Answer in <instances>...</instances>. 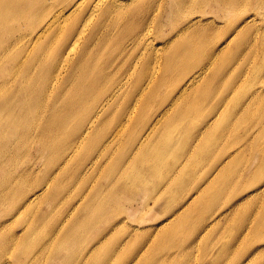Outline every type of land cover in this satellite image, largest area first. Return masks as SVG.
<instances>
[{
  "label": "bare ground",
  "instance_id": "bare-ground-1",
  "mask_svg": "<svg viewBox=\"0 0 264 264\" xmlns=\"http://www.w3.org/2000/svg\"><path fill=\"white\" fill-rule=\"evenodd\" d=\"M198 1L200 2L197 3ZM245 1L57 0L58 3L61 2L58 11L48 13L49 5L42 0H0L1 162L14 161L19 141L27 136L30 138L32 132L37 138L40 136L42 142H46L49 131L52 136L60 134L67 142L65 147L54 150L52 159L58 164L56 169H49L50 174L57 169L59 174L64 165L66 167L72 162L75 169L69 183L79 179L81 183H85L89 182L87 175L99 167L117 144L124 140V144L127 143L126 152L119 156V166H115L111 172L114 175L118 170L119 178L113 176L112 180V175H108L110 180L99 183V188H94L91 182L90 186L81 188V193L76 192L80 196L73 201L60 197L50 199L57 204L63 200L68 206V210L52 224L45 220L47 216H41L44 209L38 208V204L47 199L51 180L42 179L29 190L10 189L11 196L7 192L10 187H5L0 205L3 204L10 211L11 216L7 218L11 217L13 220L24 213L34 216L30 225L17 233L2 232L1 228L4 227L12 230L8 225L13 222L0 218V264H8L9 257L22 261L21 264H47L50 259V264H95L93 256L99 252L101 239L108 233L105 234L106 231L102 229L111 228L113 222L114 225L120 223L122 214L134 216L136 207L132 204L133 201L140 200L142 203L147 197L166 199L181 193L186 181L194 176L200 160L207 159L205 157L208 156L211 145H204L211 134L218 126L220 129L222 126L224 129L230 127L228 120L223 124L220 119L222 116H229L230 96L227 89L232 81H226L224 85L223 79L218 80L217 69L210 79L206 80V75L234 36L222 42L218 40L215 48H212L211 43L209 53L204 58L185 50L184 61H179L176 39L182 33L193 31L197 40L199 35L203 37L199 47L211 42L214 36L212 32L197 31L200 30L199 25L208 20L207 10L200 12L198 9L202 5L208 8L212 2L216 5L213 11L235 16L233 26L244 19L243 31L255 28V17H244V14L248 8L257 10L264 7V0L253 4L248 0L250 3L243 4ZM195 13L197 14L194 15ZM166 23L170 27V33L164 38V45L153 44L148 40V32L152 30V26L157 30L161 24ZM208 23L209 21L204 24L210 27ZM229 32L226 30L221 38ZM247 41L244 38L238 44L243 45ZM113 46H116V50L110 51ZM261 48L264 49V40L261 41ZM167 77L176 83L172 91L178 90L173 96L168 94L162 102H157L155 97L160 90L161 81ZM49 94L56 99L61 98V111L71 116L54 122L53 125L49 120V123L45 121L32 130L20 132L19 120L15 116L22 111L38 116L37 110L33 109L35 106L42 107L44 98ZM195 98L205 100L206 103L202 102L205 105L194 103L192 100ZM252 102L250 98L241 102L239 106L233 107L231 113L235 115L241 109L242 113L237 115L234 127L238 129L243 126L248 128L246 132L254 133L239 150L250 144L258 151V158L263 162L260 163L261 170L254 175L263 178L264 149L260 145L264 142V126L256 133L252 129ZM46 105L50 106L51 113L56 110L57 102L49 100ZM46 115L48 116L47 113L44 116ZM196 115L198 118L194 119ZM69 122L74 124L68 127ZM127 129L133 134L124 139ZM36 131L40 133L37 134ZM49 148L48 145L40 156L45 152L49 153ZM237 152H230L226 156L222 150L215 154L210 174L206 177L203 175L201 178L205 180L202 183L173 202L177 206L167 222L178 219L188 207L199 202L198 207L216 189L219 178L231 167ZM61 164L63 167H60ZM153 182L156 183L154 187ZM145 189H150L147 195L142 192ZM246 189L248 188L241 190L236 196L239 197L242 193L244 195L237 199L233 209L238 210L245 201L264 192V183L248 194H245L248 191ZM88 193L89 206L106 204L110 208L109 212H114V216L118 218L112 222L108 219L106 222H110L109 227L101 225L96 229V225L93 241L85 243L84 231L78 236H74V233L86 222L96 218L99 220L100 215H95L96 209L90 208L84 220L74 219L69 229L64 233L63 231L79 207L86 206ZM49 207L50 204L47 205ZM223 216L211 215L208 221H215ZM99 222L100 220L97 221L98 224ZM159 226H149L151 231L147 237H152V240L143 243L149 246L139 248L131 264H138L151 244H157L161 239L162 236L158 235L161 233ZM47 227L49 230L46 235L51 237H38V244L33 246L30 241L38 234V228ZM246 227L242 232H252L256 236L264 233L262 225ZM140 229L133 226V231ZM126 231L130 233L131 230L126 227ZM116 236H119L120 241L108 240L111 243L105 248V256L100 264H107L109 259L120 253L122 235L116 233ZM193 238L188 248H192L200 240L201 234L198 233ZM55 242L61 245L65 243L67 248L57 251ZM50 248L51 252L48 253ZM141 264H144L143 261Z\"/></svg>",
  "mask_w": 264,
  "mask_h": 264
},
{
  "label": "rangeland",
  "instance_id": "rangeland-1",
  "mask_svg": "<svg viewBox=\"0 0 264 264\" xmlns=\"http://www.w3.org/2000/svg\"><path fill=\"white\" fill-rule=\"evenodd\" d=\"M42 1L49 5L48 13L52 10L58 11V5L61 3H58L57 0ZM257 1L258 0H251L250 2L253 4L257 3ZM199 2L200 1L197 3ZM250 2L246 0L243 4ZM204 6L205 5H202L201 9L198 10L200 12H205L207 10L208 20L199 25L198 29L200 30L197 31V33H208V31H210L214 34L213 39L211 38V42L206 46L199 47V42L203 39L201 35H199V39L197 40L194 37L193 31L182 33L181 36L176 39L179 61L185 60V50L187 53L193 51L195 56L204 58L209 53V46L211 43L212 48H215V44L218 43V40L222 42L234 36L229 46L218 55L215 65L207 70L206 75V80L210 79L212 73L217 69L219 72L218 80L223 79L224 85L226 81H232L231 86L227 89L229 90L228 94L230 96L228 103L229 116H222L220 119L223 124L228 120L230 127L224 129L222 126L220 129V126H218L211 134V137L204 145H211L209 154L205 157L207 159L203 158L200 160L194 176L186 181L181 189V193L179 192L166 199L147 197L143 199L142 203H140V200L133 201L132 204L136 207L134 216L128 213L122 214L120 215L121 222L116 225H114L115 223L113 222L112 226H110V222L118 217L114 216V212H109L110 208L108 205L103 204L97 207L95 204L94 206H89L87 200L90 193H88L86 196V206L79 207L63 233L66 229H69L74 219L84 220L90 208L96 209L95 215H100L99 224L97 223V221H99L97 218L93 221L86 222L81 229L74 233V236H78L84 231L83 239H86L85 243H90V241H93V232L95 231L96 234V230H94L96 225V229L101 225L102 227L110 226L111 228L114 226V229H102V231H106L105 234L108 233L101 239L99 252L93 256V262L95 264L103 262L105 256L104 250L111 243L108 242V240L113 239L115 242L116 239H120L119 236H116V233L122 235L120 253L113 259H109L107 264H131L135 259L134 256L138 249L143 246H149L143 243L147 240H152V237H147L148 232L151 231L149 226L157 225H160L158 230L161 232L158 235L162 237L157 244H151L149 250L143 255L138 264H141V261H143L144 264H264V233L256 236L252 232L249 234L242 232L245 226L253 228L256 224L262 225L264 229V192L245 201L238 210L233 209L237 199H240L244 195H242V193L239 197L236 196L245 188H248L246 189L248 191H245V194H248L263 185L264 177L259 178L254 175L255 172L261 170L262 164L260 163L263 161L258 158V151L250 144L239 150L254 133L250 134V131L246 132L245 130L248 128L243 126L238 129L234 127L237 115L240 112L242 113L241 109H239V112L237 111L235 115L231 113L233 107L239 106L241 102L250 98L253 101L250 111L253 121L252 129H254L256 133L264 126V49L261 48V41L264 40V7L259 8L258 6L259 9L257 10L248 8V12L246 11L244 17L250 15L255 17L254 22L256 27L247 28L243 31L242 26L244 25V19L237 21L235 26H233L236 20L233 14L226 16L221 12L213 11L212 9L216 8L213 2L208 8L207 6L204 8ZM196 14L197 13L194 15ZM208 21L210 27L204 24ZM151 29L152 30L148 32V40L152 41L153 44L160 43L164 45V38L170 33L169 25L167 23L161 24L159 29L154 30L153 26ZM226 30L230 32L225 37L221 38ZM244 38H247L248 41L243 45H239V41L244 40ZM114 50H116V46L110 49V51ZM220 85L218 86V95H220ZM175 87L176 83L169 77L162 80L155 101L162 102L164 98H167L168 94L173 96L178 90L172 91ZM223 88L222 86V89ZM49 100L57 102L56 110L51 113L50 106L46 105ZM61 101V98L57 97L56 99L53 95L49 94L44 98L42 107H34L33 111L37 110L38 116H32L23 111L17 114L18 116H15V118L19 120V131L23 133L24 131L27 132L34 129L37 125H40L42 122L47 121L49 123V120L50 124L53 125L54 122L64 120L71 116L61 111ZM192 101L205 105L202 103L205 102V100L195 98ZM207 111L208 110L205 111V114ZM45 113H47L48 116H44ZM209 114L210 112L207 116ZM193 118L197 119L198 116L196 115V117ZM73 124L74 122H69L68 127ZM36 133L39 134L40 131H36ZM130 134L133 133H130V130L127 129L123 138H127ZM27 137L19 141L17 145V157L14 161L2 163L0 158V197L5 187H10L7 191L10 194V189L18 191L29 190L32 189L37 182H41L42 179L51 180L49 193L46 197L49 201L43 199L38 204V208L44 209L41 216H47L45 220L50 224L60 218L61 215L64 214V211L68 210V206L63 203V200H61V203L59 202V204H57L53 203L50 200L51 198H70L73 201L80 196L76 192L81 193V188L88 186L91 182V184H94V188H99V183H105V181L108 182L110 180L108 175H112V180L113 176L115 178H119L120 176L118 170L114 175L111 174V172L114 170L115 166H119L118 159L120 154L126 152L125 146L127 143L124 144L126 140L121 144H117L111 152L105 156L99 167L91 174L87 175L89 182L81 183L82 181L80 182L81 179H79L70 184L69 181L71 177H73L72 173L73 169H75L74 163L70 162L66 167L65 165L63 167V164H61L60 167H63V171L59 174V169L52 174L49 172V169H56V165L58 164L52 159L54 150L65 147L67 143L66 138L60 136V134L52 136L49 131L46 142H42L40 136L38 138L34 136L33 132L30 138ZM48 145L50 146V152H45L40 156ZM260 147L264 149V142L261 143ZM222 150L226 156L230 152L236 150L241 153L237 152L231 167L219 178L216 189L209 196H206L198 207L197 204L199 202L193 205V207H188L186 212L180 215L178 219L167 222L170 215H172V210L177 206V204L174 205L173 202L176 199L179 200L181 196L185 195V192L196 187L205 180L201 177L203 175L206 177L210 174L213 168L212 166L214 165V155ZM109 165L110 168L108 169ZM193 172L194 171H192V173ZM69 184L70 186H68ZM152 186H156V183L153 182ZM142 192L147 195L150 189H145ZM85 193H87V191H85ZM46 203L50 204L49 208H47L48 204L46 205ZM202 204L204 205L203 207L201 206ZM0 206L2 207L0 208V218L3 217L4 221L13 222L8 225L12 227V230H10V227H4L1 228L2 232L17 233V231L19 232L28 227L30 222H32L34 214L24 213L21 216L17 215L18 217L16 216V218L11 220V217L7 218V216H11L10 211L4 207L3 204ZM46 210H49V212H46ZM211 215L217 217L220 215L224 216L221 219L217 218L215 221L212 219L208 221ZM108 219H110V222H106ZM164 221L165 223L161 225ZM133 226L137 229H141L139 231H133ZM126 227L131 230L129 231L130 233L126 231ZM48 230L49 227L44 229L38 228V234L30 241L33 242L32 245L35 246L38 244V237H51V235H46ZM198 233L201 234L200 240L196 242L192 248H188V244L194 239L193 236H197ZM245 234L248 235L245 236ZM124 238L126 240H124ZM59 242L54 243V247L57 251H62L67 248L65 243L61 245ZM49 252H51V248L48 250V253ZM29 257H27V259ZM51 260L52 259H50L47 264H50ZM8 261V264L22 263V261L13 257H9L7 259V262Z\"/></svg>",
  "mask_w": 264,
  "mask_h": 264
}]
</instances>
